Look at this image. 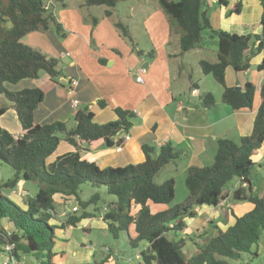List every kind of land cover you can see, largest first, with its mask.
I'll use <instances>...</instances> for the list:
<instances>
[{
  "label": "trees",
  "instance_id": "1",
  "mask_svg": "<svg viewBox=\"0 0 264 264\" xmlns=\"http://www.w3.org/2000/svg\"><path fill=\"white\" fill-rule=\"evenodd\" d=\"M120 1L125 0H85V5L114 8ZM158 1L180 31L182 53L204 46L205 32L216 38L217 61L202 59L200 67L204 74L212 75L222 86L221 101L233 109L253 108L257 96L255 86L248 82L241 90L229 87L225 71L228 66L236 71L247 70L251 65L250 56L264 51V0H260L263 7L261 33L246 35L215 29L208 14L207 0ZM218 2L228 4V0ZM240 8L241 3H235L231 13L239 14ZM105 14L110 16L111 9ZM0 20L9 23L8 26L0 23V116L12 107L22 126L19 135L0 126V164L9 165L7 167L14 171L13 177L0 180V245L8 243L13 235L18 236L13 255L23 262L21 264H61L55 260L57 229L76 227L82 219L100 213L97 207L91 211L88 207L97 204L100 191L105 187L106 192L116 196L117 200L105 208L103 222L115 237L121 231L128 232L129 226L134 224L135 237L129 241L134 247L139 242H147L141 251L144 264H230L226 258L239 260L242 253L258 254L254 247L264 238V190L261 195L254 191L251 169L256 165L253 155L264 143V80L251 134L242 136L240 143L229 138L218 139L214 162L190 166L185 178L187 198L183 203L169 207L175 198V180L169 178L158 183L155 178L165 166L176 164L187 151L172 143L145 144L142 146L143 161L105 168L83 159L80 155L82 144L88 149L118 145L115 136L132 127L133 121L129 117L134 118L133 113L117 107L118 118L99 125L86 107L75 114L71 125L64 121L35 123L34 112L43 101L44 92L40 88L11 91L5 84L36 79L43 71L53 80L65 76L61 59L21 41L32 31L53 30L61 35L63 26L43 0H0ZM117 25L130 37L126 26L121 22ZM139 53L143 54L142 51ZM257 68L264 71V57ZM215 102L211 92L200 95V104L205 108L212 107ZM61 140L73 145L75 151L48 162ZM236 178L240 185L231 189L228 185ZM20 183L33 185L34 191L23 202H16L8 194L12 196ZM87 183L96 191L83 200L81 186ZM228 191H231L233 201H249L253 208L241 216L232 213L234 220L226 230L218 227L204 230L200 234L203 240L198 243L201 244L199 250L186 257L183 252L186 239L176 241L174 237L184 231V219L195 217L197 207L218 206L229 196ZM56 195L74 197L83 212L80 215H75L76 211L69 213L60 225L53 222L59 219ZM133 206L138 207L137 212ZM9 231L11 235H8ZM109 256L95 259L92 264H104Z\"/></svg>",
  "mask_w": 264,
  "mask_h": 264
},
{
  "label": "crops",
  "instance_id": "2",
  "mask_svg": "<svg viewBox=\"0 0 264 264\" xmlns=\"http://www.w3.org/2000/svg\"><path fill=\"white\" fill-rule=\"evenodd\" d=\"M61 2L66 7L65 1L61 0ZM83 2L80 3L81 10L85 0ZM237 2L241 3L240 13L232 14L231 8ZM143 3L146 4L145 11L153 14L152 7L147 5L151 4L150 0H144ZM207 3L210 21L215 29L245 35L261 33L260 20L263 7L260 0H228L227 5H221L218 0H207ZM45 5L56 15L52 1ZM153 6L157 11L154 15L157 17L153 18L154 15L148 18L145 15L142 17L143 23H147L151 28L150 31H146L149 44L146 47H140L139 41L135 43V50L142 51V55H138L125 40L120 38L117 30L118 20H113V13L110 16L104 13L101 23L94 17L96 31L93 35L89 33L90 36L87 35L89 31H86L88 27L91 29V26L87 24L88 18L83 17L78 11L71 19V24L76 26L75 31L69 29L67 21L61 20L56 15L58 22L62 23L63 30L69 33L65 31L64 36L61 37L53 30L32 31L24 35L21 41L61 59L65 76L53 80L43 71L36 79H23L15 84H5L11 91L40 88L44 92V99L34 112V121L37 124L55 121L71 124L75 114L86 107L93 113V121L97 124L116 120L118 117L115 108L117 107L133 113L132 127L128 132L122 131L117 134L121 139L125 134L131 136L129 140L123 141L121 151L116 150L117 145L101 146L95 149H88L86 144L81 145V157L97 163L101 168L125 166L143 161L145 155L142 146L145 144L172 143L187 151L181 166L183 172L184 170L187 172L190 166H206L214 162L218 139L229 138L237 142L242 136L251 134L253 130L254 119L260 105V88L264 80V71L258 70L257 67L264 57V51L250 56L251 65L247 70L236 71L228 66L225 71L226 84L229 87L239 86L243 89L248 82L255 86L257 96L253 108L233 109L221 101V95L215 98L216 102L212 107L205 108L200 104V95L208 92V89L205 87L206 91L202 92L199 82L193 79L188 58L196 54L195 62L200 63V60L205 59V55L208 56L209 50L211 53L214 52L217 58L216 38L212 40L213 49H208L209 47L204 45L181 53L179 29L172 20L160 12L158 4L155 3ZM102 26H106L113 36V39L107 43L100 41ZM84 31L86 33H83ZM173 42H177V46H173ZM73 79H76L78 84L74 87V93L69 94L68 88L70 84L73 85ZM74 99L80 101L78 107L72 106ZM102 102L103 106H101ZM0 126L15 135L22 133L17 112L12 107L0 116ZM73 151H75L73 145L61 140L47 161L52 162L57 156ZM263 153L264 143L253 155L255 166H262L259 158L264 155ZM182 164L177 162L174 165ZM174 180L176 185L175 177ZM22 184L24 183H20L17 188H20ZM239 185L240 182L236 178L232 182L231 189ZM263 190H257L254 184L256 193L259 192L261 195ZM12 196L18 199L16 193H12ZM231 199V194L224 199V202L228 203L224 206L229 208L228 215L225 217H222L224 206L219 203L218 206L197 207L195 217L184 219L186 227L181 233V238L186 239L184 247L188 245L194 252V245L202 241L201 229L211 230L208 222L212 223V228L226 230L234 220L232 213L241 216L253 208V204L249 201H244L249 204H237L236 201L229 202ZM219 217L227 222L224 225L225 228L221 221L216 220ZM5 227L7 228V225ZM189 229L192 234L199 233L196 235L198 239L200 238L198 241L190 239L191 242H189V236L185 234ZM58 230L54 247L55 260L61 264L89 261L87 245L81 243L76 246L71 240L67 241L66 238L70 237L69 235L66 237L59 234ZM259 252L258 249L257 253Z\"/></svg>",
  "mask_w": 264,
  "mask_h": 264
},
{
  "label": "rangeland",
  "instance_id": "3",
  "mask_svg": "<svg viewBox=\"0 0 264 264\" xmlns=\"http://www.w3.org/2000/svg\"><path fill=\"white\" fill-rule=\"evenodd\" d=\"M44 3L50 2L52 1L54 3V7L56 9V15L58 17L61 18V20L67 21V23L69 24V29H71L72 31H75L76 26L72 25L71 23V19L73 17V14L76 13L77 11L83 15V17H87L88 18V23L91 26V29H89V27L86 29V31H89L87 33V35H93V32L96 31L95 30V19H98V22H102V18L104 17V10L107 9H111L113 15H114V19L113 20H118V22L122 23L124 26L127 27V29L129 30V34L130 37L126 34L123 33L122 29L118 26V34L120 36V38L122 40H125V42H127V44L129 45V47L133 50H135L136 47V42L139 41V46L140 47H146L149 43H148V37L146 35V31H150L151 28L148 26L147 23H143V16L145 15L146 18L154 15L156 11V9L154 8L153 4H158V6H160L158 0H150L151 4H147L149 7H152V13H149L148 11H145L144 8V4L143 1L144 0H125V1H120L114 8H109L106 5H100V6H83V9L81 10V6L80 3H82L84 0H63L66 3V7H64L62 5L61 0H43ZM84 3V2H83ZM160 12H162L165 16H167V18H169L170 20H172V22L174 24L175 21L174 19L168 15L160 6L159 7ZM144 17V18H145ZM157 17V15H154L153 18ZM152 18V17H151ZM145 20V19H144ZM62 22V21H61ZM5 26H8L9 23L8 22H1ZM99 23V24H100ZM62 24V23H61ZM144 24V25H143ZM177 26V25H176ZM160 29V28H158ZM102 34L100 35V41L103 43H107L109 42L111 39H113V36H111V34L108 32V29L106 28V26H102ZM66 30H63V32L61 33V37L64 36ZM91 31V32H90ZM153 31H154V27H153ZM66 33H69L68 31H66ZM83 33H86L85 31ZM152 33V32H150ZM97 34V33H95ZM89 35V36H90ZM132 36V38H131ZM97 37V36H96ZM93 38V37H92ZM203 40H204V44L208 49H213L212 45L213 43V38L209 37L206 32L203 34ZM92 39H90L89 37V41L92 43L91 41ZM216 40V39H215ZM116 41H119L118 39H116ZM217 41V40H216ZM212 42V43H211ZM136 43V44H135ZM216 44V43H215ZM173 46H177V42H173L172 43ZM123 46V45H122ZM180 46V44H179ZM181 50V47H180ZM126 51V50H125ZM136 51V50H135ZM187 52V51H186ZM136 53L138 55H141L139 53V50L136 51ZM182 53V52H181ZM184 53V52H183ZM195 55H191L188 59L190 61L189 63V69L190 72L192 71V75H193V79L195 81H198L199 84L201 85V89L202 92L206 91V89H208V92L213 93V95L216 97L221 95V92L223 91V88L220 84H218L215 79L213 78L212 75L210 74H204L201 70L200 67V63L197 61L195 62ZM205 59H209L208 61L211 62H215L217 60L216 58V54L211 53V51H208V56H204ZM109 64V62L107 63V65ZM200 78V80H198ZM74 120V118L72 119V121ZM68 123V122H67ZM69 124V123H68ZM72 124V123H71ZM69 124V125H71ZM100 125V124H99ZM237 143H240V140H237ZM264 154V153H263ZM262 154V155H263ZM184 157H182L178 163L182 164V162H184ZM259 162L260 164H262V166H254L251 169V179L253 180L254 184L256 185V189L261 191L264 189V155L261 156L259 158ZM175 163L168 165L167 167L163 168L161 170V172L156 176L155 181L158 183H161L163 181H165L168 178L171 177H175L176 179V185H175V198L173 199L172 203L169 205V207H173L177 204L183 203L185 201V199L187 198L188 195V190L187 187L185 185V178L187 175V172H183V169L181 168L182 165H174ZM9 165H1L0 164V178L2 179H7V178H11L14 175V171L10 168L7 167ZM232 182L233 180L229 183V187L231 188L232 186ZM22 188V189H21ZM81 198L83 200H87L89 198V196L91 194H93L96 189H93V187L90 184H83L81 186ZM34 191V186L31 184H22L20 188H17L14 193L17 194L18 199L20 201H24L25 198ZM4 192V191H3ZM7 193V192H5ZM13 193V194H14ZM229 194H231V191H228ZM259 194V192H257ZM261 193V192H260ZM8 194V193H7ZM9 197L16 201L19 202V200L16 197L11 196L10 194H8ZM100 195L101 198L99 199V201L97 202L96 205H91L90 207H88V210H93L95 207H97V209L100 210V213H96L95 217H92L90 219H82L81 221H79L78 225L76 227L74 226H68V227H61L58 230L59 234L65 235L67 237V235H69L70 237L66 238L67 241L71 240L73 244H75L76 246L81 244V243H85V245H87V250L89 253V261H84L82 263H90L92 264L94 262L95 259L97 260H101L104 259L106 257L109 256V260H106V262L104 264H144L143 263V259L141 256V251L144 250L147 246V242L146 241H142L139 242L138 246L134 247L130 244L129 238H134L135 237V230H134V224L132 223L129 226V230L128 232L125 231H121L119 232L118 237H115L111 231L109 230V228L107 227V224L103 222L102 220V215L106 212L107 206L109 205V203H111L112 201H116L117 197L113 196V195H109L106 192V188L103 187L100 191ZM56 202L58 204V212H59V216H58V220L57 221H53L58 223L59 225L62 223V221H64V219L66 218V216H68L69 213H72L74 211H76V213H74L75 215H80L83 212V209L81 208V206L78 204L77 201L74 200V197H62L60 195H56ZM70 200V201H67ZM225 200L221 201L220 205L224 206L225 204H228L226 202H224ZM229 202H233V200L231 199ZM249 204V202H237V204ZM226 206V205H225ZM223 207L222 210V217H225L228 215V211L229 208L228 207ZM133 209L135 210V212H137L138 207L133 206ZM133 213V212H132ZM101 216V217H100ZM216 220L221 221V224L226 225V221L221 220V217L217 218ZM208 227H210V229L212 230L213 226L212 223L208 222ZM226 227V226H225ZM224 227V228H225ZM190 230V229H189ZM186 231V235L189 236V242L190 239H192L193 241H198L199 239L197 238L196 235H199V233L195 232L194 234H192V231L190 230ZM204 230H207L204 229ZM203 228L200 231V234H202L204 232ZM172 233V232H171ZM169 233V237L172 239L173 236L172 234ZM181 232L178 233L177 236H174L176 241L181 239ZM263 239L261 238V242L256 245L254 248L255 250H260V252L257 255H254L252 253H242V257L239 260H233V259H229L226 258L227 261L230 264H264V244H263ZM201 240H203L201 238ZM201 244H195L194 245V252H192V248L187 245L186 247H184V254L186 257H190L192 256L197 250H199ZM2 248L3 246L0 245V264H4V260L6 258V254L2 252ZM190 252V253H189ZM25 258L29 259L28 256L24 255ZM78 260L80 261V259L78 258ZM23 263V262H21Z\"/></svg>",
  "mask_w": 264,
  "mask_h": 264
},
{
  "label": "built area",
  "instance_id": "4",
  "mask_svg": "<svg viewBox=\"0 0 264 264\" xmlns=\"http://www.w3.org/2000/svg\"><path fill=\"white\" fill-rule=\"evenodd\" d=\"M72 84L73 85L70 84L68 88L69 94L74 93V87H76V85L78 84V81L76 79H73ZM79 105H80V101L78 99L72 100L73 107H78ZM130 138L131 136L129 134H125L122 139L118 137V135H116L115 140H116V143H118L116 150L121 151L123 141H127ZM159 145H162V144H159ZM8 235H11L10 231L8 232ZM14 248H15V242L12 239H10L9 242L3 246V250H4L3 253L6 254L4 264H21L19 260L13 255Z\"/></svg>",
  "mask_w": 264,
  "mask_h": 264
},
{
  "label": "water",
  "instance_id": "5",
  "mask_svg": "<svg viewBox=\"0 0 264 264\" xmlns=\"http://www.w3.org/2000/svg\"><path fill=\"white\" fill-rule=\"evenodd\" d=\"M237 90H241L242 88L241 87H239V86H237V87H235ZM129 119H131L130 117H129ZM134 123H136V122H134ZM12 240L14 241V242H17L18 240H19V238H18V236H14L13 235V237H12Z\"/></svg>",
  "mask_w": 264,
  "mask_h": 264
}]
</instances>
